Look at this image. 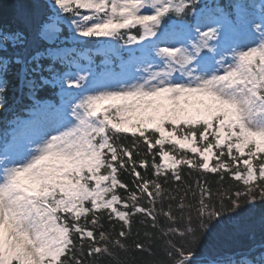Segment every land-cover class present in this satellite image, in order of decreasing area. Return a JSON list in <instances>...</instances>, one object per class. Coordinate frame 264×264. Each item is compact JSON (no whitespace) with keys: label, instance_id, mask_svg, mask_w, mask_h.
<instances>
[{"label":"snow or ice","instance_id":"6c2138e0","mask_svg":"<svg viewBox=\"0 0 264 264\" xmlns=\"http://www.w3.org/2000/svg\"><path fill=\"white\" fill-rule=\"evenodd\" d=\"M2 9L0 264H264V0Z\"/></svg>","mask_w":264,"mask_h":264},{"label":"rangeland","instance_id":"374dc122","mask_svg":"<svg viewBox=\"0 0 264 264\" xmlns=\"http://www.w3.org/2000/svg\"><path fill=\"white\" fill-rule=\"evenodd\" d=\"M201 3H209V4H216L217 2L220 4L219 0H200ZM227 2L229 3V0H227ZM221 5V4H220ZM83 40L89 39V38H82ZM97 40H105V39H109V38H95ZM122 47L123 46V42H120ZM66 47L68 48H72L75 49V52L73 53L72 58L76 61L77 64H79L81 67H91L93 71H95L97 74L102 73L106 67H110L112 68L114 71H119V65H120V60L121 58L126 59L127 58V53L123 52L121 49V57H116V56H107L104 53L107 52V48L106 46L103 45H99L97 44V48L95 49L96 54H100L101 58L100 59H96L95 57L92 56V54L90 53V49H86L84 47H82L79 43L77 42H72L69 41V43L66 45ZM106 59H110L111 63L108 65L104 64V61ZM52 103L55 104H60L61 103V97L59 96L58 101L57 102H53ZM21 121H24L21 118H18ZM16 119L11 121L12 124V128L10 129V136L8 138H11L12 134L14 131L17 130V124H16ZM247 151V149L245 150ZM211 163V162H210Z\"/></svg>","mask_w":264,"mask_h":264},{"label":"trees","instance_id":"16d2710c","mask_svg":"<svg viewBox=\"0 0 264 264\" xmlns=\"http://www.w3.org/2000/svg\"><path fill=\"white\" fill-rule=\"evenodd\" d=\"M12 3H13V0H0V5H3L2 20H3V22L5 24H7L10 21ZM221 3H222L223 6L227 5L225 0H221ZM83 44L86 45V46L94 45L92 43H83ZM49 97L52 98V99H55L57 96H56V94L50 93ZM9 100H10V106H9L8 112L0 114V133L7 132V130H6L7 121L10 120V118L12 117L13 112H17V113H20V114L23 113L21 111V108L23 107L24 102H22L19 99L18 95H14L13 94L11 86L9 87ZM185 175L187 176V171L185 172ZM195 176H196V174L193 173L192 178L195 179ZM213 178H214V174H209L208 179L212 180ZM123 255L124 254L121 253V258H123ZM105 264H107V261H105Z\"/></svg>","mask_w":264,"mask_h":264}]
</instances>
